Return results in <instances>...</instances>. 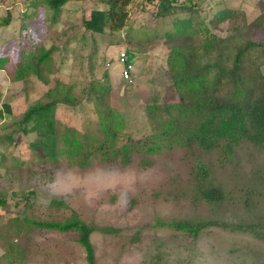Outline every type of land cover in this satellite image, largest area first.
<instances>
[{"label":"rangeland","instance_id":"1","mask_svg":"<svg viewBox=\"0 0 264 264\" xmlns=\"http://www.w3.org/2000/svg\"><path fill=\"white\" fill-rule=\"evenodd\" d=\"M141 1L124 31L104 34L84 27L94 12L107 9L97 0L69 2L55 24V12L42 0L0 1V58L18 62L28 41L53 49L45 71L49 86L33 75L12 82L0 70V154L6 156L0 159V196L7 201L0 207V264H7V239L26 250L22 264H86L85 250L73 233L31 228L19 234L7 228L25 217L61 220L72 213L94 228L97 264H149L156 255L162 256L161 264H264V242L248 233L211 227L194 240L168 226L183 220L264 222V153L252 145L236 148L230 159L221 152L175 147L145 159L134 157L128 166L94 161L84 168L64 157L50 159L41 147H32L39 141L36 133H22L25 112L48 102L46 94L57 83L71 88L82 103L59 105L62 130L98 129L97 106L86 96L96 83L108 90L106 102L124 118L132 138L143 139L167 124L168 108L178 101L167 64L174 43L166 38L176 19L204 22L233 49L246 41L264 44V0H180L193 9L167 18ZM225 9L238 16L215 29L211 20ZM124 50L135 67L132 83L120 79L118 55ZM260 68L264 74V63ZM199 164L209 166L213 182L223 189L221 205L196 199L193 170ZM52 200L68 208H51Z\"/></svg>","mask_w":264,"mask_h":264},{"label":"trees","instance_id":"2","mask_svg":"<svg viewBox=\"0 0 264 264\" xmlns=\"http://www.w3.org/2000/svg\"><path fill=\"white\" fill-rule=\"evenodd\" d=\"M42 1L55 12V24L69 2L81 0ZM97 1L107 9L94 12L90 19L84 21L85 29L97 34L124 31L131 10L140 4L138 0ZM141 3L155 5L156 16L162 18L176 11L193 9V6L180 0H142ZM237 16L234 10L219 11L211 20V25L218 29L221 24ZM203 23L194 17L176 19L172 29L166 33V38L174 43L167 64L178 101L168 108V123L154 128L149 136L134 139L126 132V121L106 102L108 90L99 83L92 84L86 95L88 102L97 106V130L80 133L71 128L61 129L57 119L59 105L76 107L82 103L73 96L71 88L57 83L46 94L50 99L48 102L37 103L25 112L20 121L22 133H36L39 141L32 147H41L50 159L57 161L64 157L71 165L84 168L94 161H121L128 166L134 157L145 159L175 147L188 150L197 148L208 154L221 152L228 159L236 148L244 144H250L264 153V74L260 68L264 63V44L246 41L233 49L228 39L214 34ZM3 24L8 26L9 19L4 20ZM28 42L18 62L12 63L9 57L0 58V70L6 71L12 82H23L33 75L49 86L50 79L45 76V71L53 49L47 50L39 43ZM254 52H258L256 60L252 58ZM14 138L13 135L7 136L10 142ZM5 157L0 154V159ZM142 163L146 164L145 160ZM193 171L196 199L211 206L221 205L225 201V193L213 182L209 166L199 164ZM6 205V199L0 196V207ZM50 206L57 210L68 208L58 200H52ZM168 226L188 234L194 240L205 229L218 227L233 233H248L264 242V222L229 225L218 221L183 220L169 223ZM7 228L11 231L16 229L19 234L31 228L73 233L85 250L86 264H97L96 250L91 240L94 228L76 213L61 220L41 221L25 217L23 221L10 223ZM5 250L3 260L7 264H22L27 257L26 250L10 239L5 241ZM162 259L161 255H156L149 264H161Z\"/></svg>","mask_w":264,"mask_h":264},{"label":"built area","instance_id":"3","mask_svg":"<svg viewBox=\"0 0 264 264\" xmlns=\"http://www.w3.org/2000/svg\"><path fill=\"white\" fill-rule=\"evenodd\" d=\"M118 61L119 64L122 66L120 72V79L123 82L132 83L135 67L131 56L126 50H124L118 55Z\"/></svg>","mask_w":264,"mask_h":264}]
</instances>
